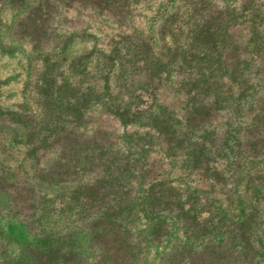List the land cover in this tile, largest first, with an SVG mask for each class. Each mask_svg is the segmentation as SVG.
Segmentation results:
<instances>
[{"label": "rangeland", "instance_id": "rangeland-1", "mask_svg": "<svg viewBox=\"0 0 264 264\" xmlns=\"http://www.w3.org/2000/svg\"><path fill=\"white\" fill-rule=\"evenodd\" d=\"M183 1L0 0V36L11 47L0 53V107L9 111L0 117V190L8 192L0 195V264L24 257L28 264H60L47 249L66 245L78 254L63 264H234L223 242L235 240L232 229L247 196L229 178L235 145L226 148L222 140L241 124L219 127L231 114L227 109L191 113L198 103L190 101L194 87L186 75L160 73L150 55L149 64L138 61L145 50L140 45L116 68L99 65L109 50L123 51L114 34L153 36L148 44L158 50L156 26L167 14H180ZM126 11L130 24L124 23ZM190 34H178L176 42L170 34L163 43L189 49V57L176 56L178 49L155 54L173 68L180 58L185 64L191 54L211 50L207 34L195 42ZM237 58L230 56L231 65ZM152 73L157 108L150 120L123 125L95 101L106 74L110 96L126 102L128 90ZM44 79L54 91L46 100L36 87ZM225 79L242 87L239 78ZM202 143L193 166V151ZM256 160L264 185V153ZM252 213L244 237L255 245L264 240V200ZM158 221L162 231L152 237Z\"/></svg>", "mask_w": 264, "mask_h": 264}, {"label": "trees", "instance_id": "trees-1", "mask_svg": "<svg viewBox=\"0 0 264 264\" xmlns=\"http://www.w3.org/2000/svg\"><path fill=\"white\" fill-rule=\"evenodd\" d=\"M72 1L76 2V0H68V3H73ZM232 1L184 0L180 14L169 13L164 18H161L160 23L156 26L157 41H161L164 47L161 46L156 50L154 42L148 44L149 40L153 39V36H148L145 41L144 38L138 39L133 33L125 35L121 33L114 34L112 37L119 39L116 43L122 45L123 51L119 52L120 49L118 47L114 48V51L109 50L106 54H103L106 62H103L102 59L99 65H104L105 68L102 67L101 69L107 70L110 63V66H115L116 68L119 65L118 61L122 57L128 54H130V57H135L137 52L135 49L140 45L145 50L137 53L139 55L138 61L149 64L152 59L154 64L161 65L162 70H160V73L170 74L172 73L171 71H175L183 72L186 75L189 83L194 87V94L190 101L198 103L191 113H205L209 110L208 107L211 108L212 106L215 110L227 109L231 114L226 121L220 123L219 127L224 131L226 127L234 123L241 124V130L236 134H225L223 132L225 135L223 136L222 144L226 148H231L230 143L232 142L235 145L232 155L236 156V159L234 163H230L229 178L235 181L234 186L237 188L241 185L247 196L246 203L239 197L240 201L245 204L244 211H239V222H236L232 229L235 240L233 242L227 240L223 242L225 246L224 256L230 257L231 253H233L231 260L234 264H249L251 262L257 264L261 258H264V240L254 245V243H248L244 236L248 233L247 220L249 219V214L253 215L252 211L256 210V206H261L264 200V185L258 181L261 175L257 174L260 172L258 170L260 162L256 160L259 157V153H264V0H239L237 1L238 3L236 2L237 4ZM79 2L77 1L76 3ZM151 2L152 0H149L148 4H151ZM43 3H41L40 9L46 10L42 6L44 5ZM131 16V12L126 11L124 23L130 24L131 21L129 19ZM184 33L185 35L191 33L189 39L183 38L184 42L185 39L190 42L198 41V34H207L210 42L209 49L211 50L201 52L198 58L193 57L191 54L185 64L180 58L179 63L176 62L175 66L170 68L171 66H168L167 61H162L157 55L164 57L167 56L165 55L166 52L180 50V46L176 47V45H173L170 47L163 43L166 36L170 34H173L175 37L174 42H176L179 41L178 36ZM112 37H110L111 40ZM9 44L10 42L4 41L3 36H0V53L11 51ZM164 48L165 53L160 52ZM188 51L190 50L187 49L184 52L180 50L179 53H176V56L182 54L184 58L186 56L189 57ZM155 52L158 54L156 55ZM59 54L53 53L52 55L58 57ZM153 54L156 57L152 56ZM149 55L150 58L148 57ZM230 56L238 57V60L232 65L229 59ZM148 58L150 60H147ZM43 60L56 62L54 58L49 56H45ZM135 61H137V58ZM183 64L186 68H182ZM242 65L247 69L246 72H241L239 69ZM151 75L155 74H149V77L145 76L142 82L132 86V89L128 90V100L122 102L121 100L115 101L110 96L108 84L112 78L106 74L103 79L102 90L96 94L95 101L106 106L107 110L123 125L136 124L143 119L150 120V113L157 108L156 89L151 82L153 81ZM225 77L231 80L235 77L239 78L238 84L241 82L243 88L239 85L234 89L226 82ZM36 87L37 93L44 97L45 100L50 98L54 92L48 83V79L39 82ZM197 90L202 91L201 97L196 94ZM8 114V110L0 107V117ZM232 114L235 115L233 116ZM168 120L171 119L168 118ZM203 144L197 145L193 151V166L199 163L198 158L203 153L201 150ZM251 168L255 169L254 173H252ZM4 182H8V180ZM0 195L8 196L7 190L1 189ZM145 196H147L145 197L147 199L150 198V193L148 191L145 192ZM164 198V194L156 196V200L159 202ZM149 214L148 210L143 211V215L151 217ZM160 217L154 218L160 220ZM162 219L165 220V217ZM159 222L161 221L152 223L150 231L152 237L162 231V228L157 229L158 226L163 224ZM217 224L218 222H216ZM223 232L227 231L224 230ZM249 245H253L255 250H251ZM66 247L65 249L53 250V248H50L47 250H49L51 256L56 254V263L63 264L71 259V253L73 254L72 256L78 254V252H72L74 248L68 245ZM76 249L78 251V248ZM228 262V259H226L225 263ZM13 264H28V260L24 257L21 262L14 261Z\"/></svg>", "mask_w": 264, "mask_h": 264}]
</instances>
